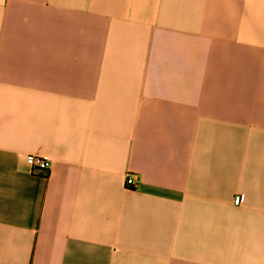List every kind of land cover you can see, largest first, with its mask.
<instances>
[{"label": "crops", "instance_id": "0c3cea01", "mask_svg": "<svg viewBox=\"0 0 264 264\" xmlns=\"http://www.w3.org/2000/svg\"><path fill=\"white\" fill-rule=\"evenodd\" d=\"M0 264H264V0H0Z\"/></svg>", "mask_w": 264, "mask_h": 264}, {"label": "built area", "instance_id": "2783aa9c", "mask_svg": "<svg viewBox=\"0 0 264 264\" xmlns=\"http://www.w3.org/2000/svg\"><path fill=\"white\" fill-rule=\"evenodd\" d=\"M28 163L32 166L33 170L36 172H47L51 167V160L46 156L41 155H29L27 157ZM137 180L134 175L128 174L126 177V185L128 187H136ZM235 203H240L243 201L242 195L235 197Z\"/></svg>", "mask_w": 264, "mask_h": 264}]
</instances>
